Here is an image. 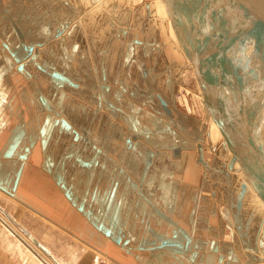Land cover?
Segmentation results:
<instances>
[{
    "label": "crops",
    "instance_id": "obj_1",
    "mask_svg": "<svg viewBox=\"0 0 264 264\" xmlns=\"http://www.w3.org/2000/svg\"><path fill=\"white\" fill-rule=\"evenodd\" d=\"M165 8L162 0H0V197L35 225L26 229L24 215L0 205L28 239L0 219V264H243L233 203L255 164L242 215L254 213L249 236L257 237L264 107L234 79L245 115L233 88H210L221 125L231 127L224 138L203 104L198 68L164 26L178 10ZM246 38L232 46L264 85V51L257 64ZM234 56L226 59L236 68ZM158 96L172 103V120ZM228 145L240 146L238 164L222 173Z\"/></svg>",
    "mask_w": 264,
    "mask_h": 264
},
{
    "label": "water",
    "instance_id": "obj_2",
    "mask_svg": "<svg viewBox=\"0 0 264 264\" xmlns=\"http://www.w3.org/2000/svg\"><path fill=\"white\" fill-rule=\"evenodd\" d=\"M242 1L243 0H179V5L177 4V10L179 11L178 19L176 18L171 20V24L173 25L176 36L180 41L181 49L185 55H191V59H193V54H191L193 51V45L194 48L197 47L195 45V41L197 40V37H200L199 35H201V32H203V41L201 42L203 45L198 44L199 52L202 50L204 51V47L208 46V44L212 46L210 48L207 47V52L209 53L207 57H205L203 54L201 62L198 59L199 68L197 70V82L203 97V104L205 105L207 114L210 116L211 120L215 122L216 126L220 128V134L224 138H226L228 135L227 129H225V127H231L226 126L225 122L221 125V123H223V119H220V111L214 107L213 96L209 94L208 90L210 88L221 89V86H225L227 89H229V87L233 88L230 95L233 96L232 92L235 91L236 94L234 100L236 99L241 101L242 106L239 108H241L240 112L243 115H245L243 109H246V103L242 99L239 90H236L233 78L227 80V77H221L222 73L217 75L214 74V72H211V68L220 65V63L215 61V57L217 56L216 47L217 49L219 47L221 50L225 51L227 47H229L230 44L232 45L236 40H241V43H243V38L248 37L252 39L253 35L258 33L257 29L264 26V24L257 19L255 13L251 12V10L248 8V5ZM165 10H167V7ZM240 15L244 16V21H242V17ZM207 37H209V41H206L208 39ZM213 39H215L214 44L213 42L210 43V41ZM255 43L258 42L254 41V44ZM200 63L202 64L200 65ZM223 97L224 95L222 94L218 98L219 100H222ZM161 105L164 111L169 116H171V111L166 107V103L162 100ZM249 138L250 135L247 132V134L243 136L242 142H249ZM224 144V141H222L221 145ZM228 148L226 147V149H222L224 150L225 154H230V157H225V163H223V167L225 168L226 172L233 170L235 164H238L237 157L232 152L231 146L229 147L228 145ZM198 162H200L202 165L205 164L200 154ZM247 192H249L248 187L246 186L245 182H242L240 184L237 200L235 203V213L237 217L235 219V227L237 230L236 234L245 250L250 252L253 251L258 256V260H264V234L262 233L264 231H260V233L258 232L257 239L250 241L248 222L245 227H242L241 224H239L241 223L240 218L243 199ZM253 216L254 213L251 212L249 221H251ZM32 241L37 246H39L38 242L33 239Z\"/></svg>",
    "mask_w": 264,
    "mask_h": 264
},
{
    "label": "bare ground",
    "instance_id": "obj_3",
    "mask_svg": "<svg viewBox=\"0 0 264 264\" xmlns=\"http://www.w3.org/2000/svg\"><path fill=\"white\" fill-rule=\"evenodd\" d=\"M162 2L166 5V7L168 8V10H172L173 9H176L178 8V5H179V0H162ZM243 3H245L247 5V3L251 4L250 7H248L251 12H254L256 13V16L257 19L259 21H261L263 24H264V0H243L242 1ZM178 4V5H177ZM204 5L206 6V4L204 3ZM203 5V7H204ZM175 7V8H174ZM173 8V9H172ZM179 12V11H178ZM168 18H169V25H170V29H171V33L173 35L174 38H176V41H177V44L178 46L181 48V45H180V41L178 40L177 36H176V33H175V30L173 28V25L171 24V20L173 19H176L177 17L174 15V14H171V15H167ZM241 16V15H240ZM242 17V21H244V16H241ZM255 17V18H256ZM180 18V17H179ZM178 19V18H177ZM200 30V29H199ZM201 31V30H200ZM258 33L257 34H254L252 39L249 38L250 40V43H252V46L251 47H255L257 50H258V59H255V61L259 62V55L263 53L264 51V26L261 28L259 27V29H257ZM203 32H201V35H199L200 37H197V40L195 41V45L197 47L194 48V45H193V51L191 54H193V59H191V55L190 56H187L185 55V57L187 58V60L192 63L194 65V67L196 68H199L198 67V59L200 60L201 62V59H202V55L204 54L205 57H207L209 55V53L207 52V47L210 48L212 46H210V44H208V46H205L204 47V51L202 50L201 52H199V47H198V44H201V42L203 41L202 37H203ZM208 39L206 41H209V37H207ZM254 38V40H253ZM247 39V38H246ZM246 41V40H245ZM254 41L258 42V43H255L254 44ZM213 42V44L215 43V39L211 40L210 43ZM203 45V44H201ZM215 46V45H214ZM219 49V50H218ZM216 47V53H217V56L215 57V61L217 63H220L222 65V67H225V70H227L228 72H230V74L232 75L233 79L236 81V85L239 86V88L245 93L247 94L248 96H250V98L258 101L259 103L262 104V106L264 107V85L260 84V80L258 79V75H256V71L254 70V67L252 66H247V65H241L240 63V54L242 53L243 55V52L239 53L238 50H237V47L234 49V47L231 45L229 47H227V49L225 51L221 50L219 47ZM250 50V49H249ZM183 51V50H182ZM38 50L36 49L35 50V53H37ZM223 52H225V56H223ZM185 54V53H184ZM234 55L237 56V62L238 64H236V68H233V66L229 63V61L226 59L227 57L230 58V57H233ZM239 56V57H238ZM235 57V56H234ZM204 58V56H203ZM214 58V57H213ZM232 59V58H231ZM234 62H236V57L234 59H232ZM202 63H200L201 65ZM220 69V65H217V66H214V68H211V72H214V74H217L216 71H219V74L223 72V69L222 68ZM237 75H236V74ZM158 99V102H159V105L161 107V109L163 110V112L168 116V118H170L171 120L175 117V112H174V108L171 106V104H169L164 98H162L161 96H158L157 97ZM161 100L164 101L166 103V107L171 111V116H169L165 111L164 109L162 108V105H161ZM241 143V142H240ZM248 141H246L245 143V149L244 151H247V147H248ZM240 145V144H238ZM239 147L237 148V150L234 152V155L236 157H238V154H239ZM175 153H177V150L174 151ZM255 164H253V166L251 167V169L249 170V172H247L246 175H244L243 177V181L242 182H245L246 183V186L248 187V190H250V188L252 189V187H249V184L250 183V176H252L253 174V171L255 169ZM207 167V166H206ZM222 173H226V170L225 168L223 167V170H221ZM241 182V183H242ZM240 187V185H239ZM254 189V188H253ZM239 191V190H238ZM238 194V193H237ZM248 194V192H247ZM246 196V195H245ZM245 198V197H244ZM236 200H237V196H236V199L233 203L234 205V209H235V203H236ZM244 200V199H243ZM243 209V208H242ZM9 216V214H7ZM10 217V216H9ZM236 213L234 214V224L235 223V219H236ZM0 219H2V221L4 223H7V217L5 216H1L0 214ZM6 219V220H5ZM240 221L241 223V226L245 227L247 225V222L249 224V229H250V226H251V223H252V220L249 221V217L246 218V220L243 221V215H242V211H241V218H240ZM9 222V221H8ZM16 222V221H15ZM11 223V222H10ZM3 224V223H2ZM9 225V223H7ZM11 224H14V223H11ZM14 226V225H13ZM236 226V225H235ZM11 227V226H9ZM13 228V227H11ZM14 229V228H13ZM12 229V231H13ZM260 231H264V224L262 223V225L260 226L259 228V233ZM14 233L16 231H13ZM21 233V232H20ZM264 234V232H262ZM16 234L19 235L18 232H16ZM30 234V233H29ZM20 238L24 239L26 241V237L19 235ZM264 238V237H263ZM257 239V237H256ZM28 240V239H27ZM240 240V239H239ZM30 241V240H29ZM31 243V242H30ZM32 244V243H31ZM33 245V244H32ZM34 246V245H33ZM35 248V247H34ZM73 250V249H72ZM38 251V250H37ZM75 251V250H74ZM91 251V250H90ZM247 251V250H246ZM48 253V252H47ZM247 253H251L250 251H247ZM45 256V255H44ZM258 257V256H257ZM54 258V257H53ZM50 260V259H49ZM47 262V261H46ZM51 262V261H50ZM59 262V261H58ZM62 264V263H61Z\"/></svg>",
    "mask_w": 264,
    "mask_h": 264
},
{
    "label": "rangeland",
    "instance_id": "obj_4",
    "mask_svg": "<svg viewBox=\"0 0 264 264\" xmlns=\"http://www.w3.org/2000/svg\"><path fill=\"white\" fill-rule=\"evenodd\" d=\"M150 2V1H149ZM166 21H165V24H164V26L166 27V29L168 30V32H169V34L171 33V29H170V26H169V19H168V17L165 19ZM169 26V27H168ZM171 35V34H170ZM171 38V37H170ZM38 49V48H37ZM186 74H188L189 75V73L187 72ZM185 74V75H186ZM183 74H182V72L180 73V76H182ZM183 78H184V76H183ZM183 80V83H185V84H187L186 82H187V77L185 78V81H184V79H182ZM189 88V87H188ZM190 89V90H189ZM189 89H187L186 91H189L191 94H193L194 96H196L195 95V93L192 91V89L191 88H189ZM185 90L184 91H181V94H180V97H181V102H183V104H184V100L186 99V97H187V92H186ZM192 91V92H191ZM193 101V100H192ZM198 104H197V102H196V98H195V102L194 103H191V105L189 106V101H188V108H187V110H191L190 112H192L193 111V109H194V107L195 106H197ZM180 106V105H179ZM180 108H182L183 109V111L184 110H186V108L185 107H183V106H180ZM196 115L198 116L199 114L198 113H196ZM199 117V116H198ZM0 196H1V194H0ZM0 200H3V198L2 197H0ZM0 205L5 209V210H7V211H9V212H12L11 214H12V216H13V214H14V212H19L20 213V215L21 216H23L24 214H25V212L26 213H28L27 212V210H20V208L18 207V206H16V204H14V203H11V202H6V201H0ZM0 206V214H1V216H5L4 214H3V212H2V207ZM17 216H19L18 214H17ZM6 217V216H5ZM14 217V216H13ZM21 219V221H25L24 223L26 224L25 225V227H26V229H32L33 227H35V225H34V221L33 220H28L27 221V216L26 215H24L23 216V218L22 217H20ZM6 220V219H5ZM7 221V223H9V226H11V227H13L14 229H13V231L14 230H16V232H18V233H20L21 231H19L18 229H20V228H18V226H16L15 224H11L10 223V220H6ZM9 221V222H8ZM263 221V220H262ZM30 222V223H29ZM22 224V223H21ZM262 225V223H260L259 224V226H258V228L260 227ZM15 232V233H16ZM21 234V236H22V234H23V236L24 237H26L27 238V236H25L24 235V233L23 232H21L20 233ZM250 235L251 236H249V239H250V241H252V239H255L256 240V237H255V232H250ZM256 236H257V233H256ZM39 239L41 240V241H43L44 240V234H39ZM27 240V239H26ZM244 249V248H243ZM245 250V249H244ZM243 250V251H244ZM252 253H247V251L245 250L244 251V256L242 257L244 260L242 261V263L243 264H264V260H258V257H257V255H256V253H254L253 251H251Z\"/></svg>",
    "mask_w": 264,
    "mask_h": 264
}]
</instances>
